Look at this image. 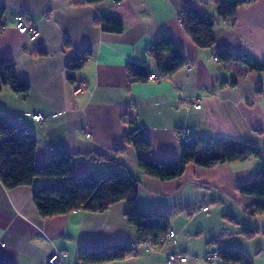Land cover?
<instances>
[{"label": "crops", "instance_id": "obj_1", "mask_svg": "<svg viewBox=\"0 0 264 264\" xmlns=\"http://www.w3.org/2000/svg\"><path fill=\"white\" fill-rule=\"evenodd\" d=\"M226 1L231 0H104L93 5L83 0H0L4 7L0 55L10 57L17 76L30 85L24 95L3 87L0 115L35 136L36 164L47 163L52 149L60 148L74 155L75 173L105 177L113 166L91 156L115 159L140 181V211L173 210V244L162 246L160 253L137 251L102 264H166L168 253L186 255L183 264H223L204 258L222 248L241 250L254 264H264L263 236L246 239L241 234L243 229L263 231L264 215L248 216L244 207L252 198L238 190L261 167L257 158L212 168L190 164L181 177L160 181L140 172L130 146L114 154L130 120L145 132L156 160L179 158L181 129H188L191 139L220 136L264 149V72L221 63L215 57L216 51L224 50L264 61V0L239 6L233 21L218 18L211 48H197L179 21V14L189 8L215 16L217 6ZM19 15L38 28L35 41L17 32ZM103 16L117 17L123 31H101L95 21ZM163 36L173 38L190 69L183 67L161 81L128 85V65L145 61L154 71L146 50ZM38 50L45 55H38ZM85 50L91 56L73 73L74 84L69 83L66 65ZM258 86L261 94L256 95ZM37 114L40 122L31 119ZM46 181L34 178L30 186L11 190L0 183V261L44 264L60 252L64 264H79L82 250L135 241L136 230L127 223L124 202L102 213L77 211L42 218L32 192Z\"/></svg>", "mask_w": 264, "mask_h": 264}, {"label": "trees", "instance_id": "obj_2", "mask_svg": "<svg viewBox=\"0 0 264 264\" xmlns=\"http://www.w3.org/2000/svg\"><path fill=\"white\" fill-rule=\"evenodd\" d=\"M93 5L104 0H83ZM120 2L122 0H112ZM255 0H231L219 4L216 15L189 8L179 14V21L185 33L197 48H211L214 45L213 28L217 19L233 21L239 6ZM4 7L0 5V17ZM101 31L119 34L123 24L117 17L103 16L96 19ZM38 55H45L38 50ZM148 58L154 63L152 71L147 62L130 64L127 67V82L148 83L150 76L157 81L172 76L186 65V57L170 36L156 39L146 50ZM91 51L76 53L67 63V80L74 84L73 73L83 67ZM221 63L235 62L255 72H264V61H259L248 53L231 54L220 50L215 52ZM235 84V82H233ZM7 87L12 93L27 94L30 85L17 76L15 64L8 56L0 55V91ZM261 94L258 86L256 95ZM129 130L123 138V144L114 149V154L123 152L125 145L130 146L135 156L137 168L145 176L160 181H171L182 176L186 168L196 165L201 168H212L234 161H245L250 157L257 158L262 164L251 181L238 188L243 196L252 198L244 207L248 216L264 215V149H259L250 142L236 141L220 136H202L181 141L179 158L156 160L152 156L150 142L143 129L133 121H127ZM36 138L25 127L11 123L0 115V183L7 189L30 186L34 178L48 180L32 192V201L42 218H52L72 212L83 211L102 213L111 205L124 202L127 223L136 230L135 241L150 240L154 243L170 229L172 211L143 212L137 207V193L140 181L128 170L117 164L115 159L91 156L98 161L111 163L113 168L105 177L90 172L77 174L72 171L73 154L60 148L52 149L47 163L37 165L35 162ZM52 180H54L52 182ZM241 234L252 239L264 230L243 229ZM130 245L115 247L89 248L82 250L78 256L79 264H102L124 259L134 254ZM218 260L223 264H254V260L246 252L238 249L222 248L218 252ZM0 264H5L0 261Z\"/></svg>", "mask_w": 264, "mask_h": 264}, {"label": "built area", "instance_id": "obj_3", "mask_svg": "<svg viewBox=\"0 0 264 264\" xmlns=\"http://www.w3.org/2000/svg\"><path fill=\"white\" fill-rule=\"evenodd\" d=\"M15 28L18 33L22 35H26L29 41L33 42L39 37V30L38 28L25 16L19 15L16 18ZM184 69L189 70L190 66L185 65ZM150 81H157L154 76H150ZM81 85L78 89H82ZM77 89V91H78ZM200 105H196L195 108L199 109ZM31 119L35 122H40L42 120L41 115H33ZM178 137L182 141H187L190 139V133L188 129H181L177 132ZM207 207H202L201 211L206 212ZM176 233L173 230H168L160 239L159 242L154 243L150 240H143V241H134L130 244V248L137 253V251H143L144 253H160L161 247L173 244L175 242ZM205 260L209 263L218 260V253L217 252H208L205 255ZM166 264H183L188 261V257L184 254L180 253H168L166 255ZM44 264H64L62 254L60 252H56L48 257V259L44 262Z\"/></svg>", "mask_w": 264, "mask_h": 264}, {"label": "rangeland", "instance_id": "obj_4", "mask_svg": "<svg viewBox=\"0 0 264 264\" xmlns=\"http://www.w3.org/2000/svg\"><path fill=\"white\" fill-rule=\"evenodd\" d=\"M128 170V172H130L131 173V171L129 170V169H127ZM132 174V173H131ZM54 180H52V182H53ZM130 245V244H129Z\"/></svg>", "mask_w": 264, "mask_h": 264}]
</instances>
